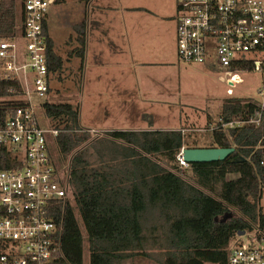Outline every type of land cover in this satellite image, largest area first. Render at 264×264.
<instances>
[{
  "label": "trees",
  "instance_id": "1",
  "mask_svg": "<svg viewBox=\"0 0 264 264\" xmlns=\"http://www.w3.org/2000/svg\"><path fill=\"white\" fill-rule=\"evenodd\" d=\"M16 23L15 0H0V39L14 37ZM44 35L53 74L62 70L64 60L54 49L47 21ZM78 37L73 54L84 59L85 33ZM19 91L17 80L0 75L2 114L22 104L4 100ZM256 109L255 101L226 99L211 147L234 148L233 154L223 161L189 164L182 174L177 161L184 146L181 130L94 133L80 124L78 106L46 100L43 111L59 129L57 160L71 193L55 209L62 225L58 264H84L86 243L88 264H114L140 255L154 256L160 264H229L232 241L240 231L255 230L264 240V111L259 125L221 126L249 119ZM144 118L152 128L153 117ZM235 157L245 160L231 162Z\"/></svg>",
  "mask_w": 264,
  "mask_h": 264
},
{
  "label": "built area",
  "instance_id": "2",
  "mask_svg": "<svg viewBox=\"0 0 264 264\" xmlns=\"http://www.w3.org/2000/svg\"><path fill=\"white\" fill-rule=\"evenodd\" d=\"M177 1L176 51L181 61L225 68L227 73L264 71V0ZM55 3L21 0L19 35L0 39V75L17 80L20 87L4 100L22 103L7 108L5 115L0 112V264H58L61 257L62 225L55 209L58 201L70 199V187L52 151L59 129L40 124L34 110L40 105L31 98L46 99L51 91L44 23ZM263 111L264 102L257 103L249 119L221 126L259 125ZM184 148L177 161L188 167ZM263 241L255 237L249 245L232 246L229 264H264V246L254 245Z\"/></svg>",
  "mask_w": 264,
  "mask_h": 264
},
{
  "label": "rangeland",
  "instance_id": "3",
  "mask_svg": "<svg viewBox=\"0 0 264 264\" xmlns=\"http://www.w3.org/2000/svg\"><path fill=\"white\" fill-rule=\"evenodd\" d=\"M134 1L136 0H113L112 2L117 4H133ZM139 2L145 4L149 8L156 4H167V8L170 9V12H173L175 20L177 21V0H139ZM15 3L17 22L15 34H17L20 32L21 28L22 6L21 0H15ZM90 4L91 3L87 4L80 0H63L51 5L48 10V26L50 34L55 42L54 49L64 60L62 70L52 74L51 91L46 98L47 101L51 103H71L77 107V104L81 102L83 94L79 78L82 60L80 57H77L76 54H73V49L76 48V45H79L76 42L78 30L79 32L81 31V23L90 15ZM86 22L87 36L90 37V18L87 19ZM175 57L176 59L172 64H169L168 67L152 68V73L155 75V82L152 83L149 81L148 88L146 89L149 98L148 100L143 98L147 104H141L142 106L139 108L146 110L145 112L150 114L151 117L154 113L158 115H168L169 118L167 121H169V123H165L164 117H156V120H158L156 125L158 124L157 127H164L162 130L174 128L178 121L173 120V118L177 117L178 114L179 116L181 114L187 115L188 113H194L192 110H195L197 121L194 122L197 127L195 130L190 128L185 129L184 133L186 136L183 139L185 146H212L211 132L205 129V124L208 116H210L212 120L217 121L221 105L226 99L242 98L255 101L256 103L264 102V71L243 68L236 71L228 70L229 73H227L225 68L215 70L214 68L202 64H189L181 61L177 55V51ZM83 67H88V76H90V69L94 67L90 57L84 58ZM108 96L109 95L106 94L105 98ZM31 98L35 105H40L38 108L34 109L40 124L43 127H53V122L45 116L41 108L42 103H44L46 99L37 98L36 96H32ZM91 104V100L86 104L85 119H87L89 126L94 127V125L90 124L92 121L87 112L91 110ZM97 109L98 107L96 110ZM144 115L145 113L142 114V119L146 121V123L144 121L145 124H148ZM133 118L134 117H132V119ZM96 122L97 120L95 123ZM182 122L183 125H178V128L187 125L186 119L183 118ZM93 132L100 133L102 131L95 130ZM52 151L57 154L54 146H52ZM61 168L64 171V167L61 166ZM186 168L187 167H182V174L188 173ZM189 174H191V172H189ZM261 205L264 211V192ZM257 235L258 232L255 230L246 232L242 236L237 235L236 238L233 239L232 245L237 246L239 243L249 245L251 239L257 237ZM254 245L264 246V241L262 243L256 242ZM88 263L89 253L88 244L86 243L84 264ZM114 264L160 263L157 262L154 256L148 257L140 255L131 259L115 262Z\"/></svg>",
  "mask_w": 264,
  "mask_h": 264
},
{
  "label": "crops",
  "instance_id": "4",
  "mask_svg": "<svg viewBox=\"0 0 264 264\" xmlns=\"http://www.w3.org/2000/svg\"><path fill=\"white\" fill-rule=\"evenodd\" d=\"M112 1L91 0L88 16L91 20V35L87 36L88 17L81 23V31H78V36L79 33H85L84 58L90 57L94 65L88 76V67H83L84 59L80 57L82 61L79 81L83 94L80 104H77L80 110V124L91 132L162 130L164 127L156 125V117H164L165 123H169V116L152 114L154 126L150 128L142 119V114L148 113L139 107L147 104L143 98H149L146 91L149 81L155 82L152 68L168 67L176 59L177 21L167 4H156L149 8L139 0L133 4H117ZM76 42L80 45L79 37ZM19 45L22 49L21 39ZM204 66L219 69L213 65ZM106 94L109 95L107 98ZM89 100L92 104L91 110L87 112L92 121L90 124L95 128L89 126L85 119L86 104ZM192 111L194 113L180 116L178 114L174 117L173 120L178 122L174 128H170L195 130L197 126L194 121H197V115L195 110ZM183 118L186 119L187 125L178 128V125H183ZM217 121L208 116L205 129L212 134L211 128Z\"/></svg>",
  "mask_w": 264,
  "mask_h": 264
},
{
  "label": "water",
  "instance_id": "5",
  "mask_svg": "<svg viewBox=\"0 0 264 264\" xmlns=\"http://www.w3.org/2000/svg\"><path fill=\"white\" fill-rule=\"evenodd\" d=\"M234 148H221V147H185L183 149V158L188 164L200 162H215L223 161L230 157ZM243 157H235L231 162H242ZM246 231H240L237 235L242 236Z\"/></svg>",
  "mask_w": 264,
  "mask_h": 264
}]
</instances>
